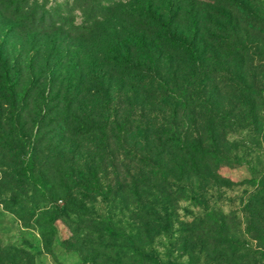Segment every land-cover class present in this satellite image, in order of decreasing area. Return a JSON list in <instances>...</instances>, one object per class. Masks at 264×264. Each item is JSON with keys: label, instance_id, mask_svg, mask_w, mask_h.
<instances>
[{"label": "rangeland", "instance_id": "obj_1", "mask_svg": "<svg viewBox=\"0 0 264 264\" xmlns=\"http://www.w3.org/2000/svg\"><path fill=\"white\" fill-rule=\"evenodd\" d=\"M164 1L28 0L53 20L24 29L0 13V49L56 57L66 19L90 14L109 41L116 11ZM195 1L166 0L179 30L198 11L217 48L175 76L69 105L56 72L33 84L23 70L15 102L0 80V264H264V0ZM147 125L184 146L144 140Z\"/></svg>", "mask_w": 264, "mask_h": 264}, {"label": "trees", "instance_id": "obj_2", "mask_svg": "<svg viewBox=\"0 0 264 264\" xmlns=\"http://www.w3.org/2000/svg\"><path fill=\"white\" fill-rule=\"evenodd\" d=\"M191 1L194 7L196 1ZM169 4L165 0L160 13L152 9L148 3L141 8L116 11L114 18L116 22L107 25L104 29L109 37L114 38L109 41L98 38L99 33L89 23V20L94 23L96 18L90 14L78 25L69 23L66 19L63 23L65 29L61 30L67 41L66 48L62 49L65 53L59 54L57 58L46 54L43 55L45 57H41L37 54L38 50H35L34 45L30 46L27 52L23 49V57L14 55L9 48L0 49V80L4 90L15 102L18 96L14 83L23 70L30 71L33 84L42 82V78L45 79L49 73L56 72L61 76L62 84L65 83V94L69 99L67 102L69 105L77 100V96L91 90L95 93L104 90L105 97L108 96L113 85H123L127 82L141 84L146 81L147 76L154 73L163 72L175 76L179 71L190 69L191 61L201 60L208 47L212 50L216 49L218 41L206 38L204 32L207 30L206 23L201 22L198 11L183 12L181 15H188L193 20V24L188 30H179L175 25L178 10L172 12ZM0 5H2L0 13L8 12L11 20L14 17L21 19L24 29L42 23L45 18L49 21L53 20L51 13H47L45 9H42L37 20L39 9L36 4L28 3V0H0ZM68 14L71 15V11L68 10ZM14 25L10 23L5 26L4 34H8ZM54 30L55 28L52 27L50 31ZM123 36H128V39H122ZM57 49L59 50V46ZM32 51L37 52L32 54ZM82 62L88 65V69H94L95 82L85 76L81 67ZM59 91L60 89L55 94L57 95ZM154 128L145 126L144 140L150 136L160 147H169L173 151L182 149L179 147L184 146L183 141L173 129Z\"/></svg>", "mask_w": 264, "mask_h": 264}]
</instances>
